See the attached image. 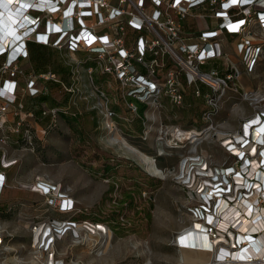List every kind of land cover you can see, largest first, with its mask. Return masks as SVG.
Wrapping results in <instances>:
<instances>
[{
  "label": "built area",
  "instance_id": "1",
  "mask_svg": "<svg viewBox=\"0 0 264 264\" xmlns=\"http://www.w3.org/2000/svg\"><path fill=\"white\" fill-rule=\"evenodd\" d=\"M230 37L238 39V62L231 59ZM33 46L47 59L40 71L30 64ZM263 54L264 0H0V196L13 187L6 171L21 165L24 151L35 153L37 140L45 142L59 126L60 113H91L95 131L104 134L100 143L117 156L125 157L123 150L137 155L149 175L171 179L185 192L189 224L177 233L174 245L181 248L178 242L187 230L191 235L201 230L213 244L211 263L205 264H234L230 254L250 247L242 237L257 241L264 232L249 231L252 223L241 224L250 223L252 213L264 219V94L243 85L240 92L236 82L254 72ZM229 93L254 107L236 131L220 130L216 122ZM42 95L52 96L54 106L40 101ZM190 97L202 100L205 124L200 128L194 126V115L183 116L197 108ZM208 139L226 153L223 162L201 150ZM132 140L150 145L153 152H142ZM168 157H177V164L159 167L157 162ZM31 191L61 193L56 185H50L49 193ZM55 210L72 214L82 208L62 192ZM77 224L84 226L80 235L71 229ZM99 224L55 217L38 221L32 233L46 228L38 264H84L68 262L55 246L49 250L52 239L46 237L54 233L57 243L69 232L81 237ZM32 241L35 246L34 233ZM193 248L205 250L198 243ZM7 250L0 237V257ZM253 260L264 264V256Z\"/></svg>",
  "mask_w": 264,
  "mask_h": 264
},
{
  "label": "rangeland",
  "instance_id": "2",
  "mask_svg": "<svg viewBox=\"0 0 264 264\" xmlns=\"http://www.w3.org/2000/svg\"><path fill=\"white\" fill-rule=\"evenodd\" d=\"M209 23L211 22L208 20ZM200 26L204 22L200 21ZM229 41L233 54L231 59L238 62L236 44L238 39L230 37ZM53 54V51H51ZM235 53V54H234ZM44 55L33 58V62L42 63ZM30 65L23 68L27 69ZM239 91L245 90L264 94V54L259 60L254 72L243 73L241 82L236 81ZM233 85L232 81H229ZM206 92L205 87H201ZM190 90H192L190 88ZM222 111L216 118L220 124V130L236 131L241 126V118L253 114V104L244 100L240 94L229 93ZM31 98H27L26 102ZM37 100V98H35ZM197 108L184 113V118L188 119L194 115L196 122L194 126L201 127L205 124L203 113L199 105L202 100L189 98ZM139 113L142 107L138 103ZM172 107V106H171ZM122 109L119 108V111ZM184 123H186L184 121ZM76 127L73 128L75 130ZM92 131V130H91ZM88 132L93 143L103 152L117 156L111 147H105L99 142L103 133L95 131ZM47 153L46 158L40 157L36 153L24 151L22 162L15 184L20 189L30 190L32 184L39 179H45L56 185L61 192L72 199L76 208L91 209L98 207L100 201L108 189V181L92 178L70 155V145L75 143L71 140L70 132L65 124H59L58 129L49 132L46 136ZM131 145L144 153L150 154L153 149L150 145L132 140ZM119 148V147H118ZM130 150H135L134 148ZM201 150L210 154L216 163L223 162L227 156L220 145L213 139L205 140L201 144ZM137 151V150H135ZM124 156H118L133 161L146 172L144 162L140 161L135 154L123 150ZM143 158L144 155L139 153ZM178 158H161L157 164L159 167H170L176 165ZM150 169H154V164L147 162ZM147 173V172H146ZM30 187V188H29ZM51 195H43L38 198L34 195L28 200L16 201L12 204L13 209L8 215L0 216V237H2L7 251L0 257L4 264H30L35 248L33 246L32 227L40 220L47 217H54L55 208L58 206L59 198L53 192ZM54 195V196H52ZM153 218L150 222L138 221L136 228L124 235L114 233L105 234L97 229L83 231L81 237H72L71 232L57 241L55 248L58 253L66 258L68 262L80 261L84 264H186L182 261V252L174 245L177 233L189 224V214L187 210L188 200L185 192L177 186L171 179L163 180V185L154 194ZM52 203V204H50ZM108 206L103 207L104 212H108ZM74 238V239H73ZM80 241V242H79ZM190 257H198L199 254L182 250ZM188 251V252H187ZM35 256V255H34ZM205 261H210V257H203Z\"/></svg>",
  "mask_w": 264,
  "mask_h": 264
},
{
  "label": "trees",
  "instance_id": "3",
  "mask_svg": "<svg viewBox=\"0 0 264 264\" xmlns=\"http://www.w3.org/2000/svg\"><path fill=\"white\" fill-rule=\"evenodd\" d=\"M38 49H32L33 58L38 54L43 57V52ZM46 61L47 59L44 58L42 63L37 62L33 67L40 71L45 67ZM39 100L47 101L49 106H54L55 103L52 96L42 95ZM60 117L70 127L71 140L75 139V143L70 145L71 158L92 178L107 180L108 189L98 207L82 209L72 214L56 212L53 216L57 219L102 223L107 225L114 234L120 236L132 232L138 221L150 222L153 218L154 194L162 187L163 180L144 172L133 161L101 151L88 135L91 130L92 133L95 132L96 119H91L92 114L79 117L62 112ZM74 127H76L75 130H73ZM34 148L36 154L46 158L45 142L37 140ZM19 165L18 163L6 171L8 183L11 184L14 181ZM143 193H146V197H143ZM34 195L38 198L43 197L38 192L17 187L4 189L0 196V216L6 217L16 201H30ZM105 205L109 209L107 213L103 211Z\"/></svg>",
  "mask_w": 264,
  "mask_h": 264
},
{
  "label": "bare ground",
  "instance_id": "4",
  "mask_svg": "<svg viewBox=\"0 0 264 264\" xmlns=\"http://www.w3.org/2000/svg\"><path fill=\"white\" fill-rule=\"evenodd\" d=\"M257 99L260 100V97H257ZM256 121L257 120H253L252 123H248L247 124V130H250L251 124H253ZM144 161H146V163L148 162V157L146 155H144ZM253 171L255 172V174L258 177L261 175V169H259L257 167H256V169L253 168ZM50 185H51V182L48 181V180H43V182L36 181L35 183L32 184L31 189L37 190V191H41L43 193H49ZM61 191L62 190H60V192ZM56 196H58V198L61 199L62 192L60 194L56 193ZM246 203H247V205H249V201H247ZM247 210H249L248 207L244 206V211H247ZM257 215H259V213H257ZM253 216H255V213H252L251 220H249L250 223L247 222V221L241 223L242 224V228H246V227H248L249 224L252 223V226L249 228V231H255L258 228H261V230H264V219L262 218V216H261V219L259 221H258V218H254ZM229 217L232 218V215H229ZM232 220L234 221L235 218H233ZM254 222H257V223H254ZM83 228H84V226H82L81 224H77L75 227H72L71 229H73L76 233H78V235H80L79 231L82 230ZM45 229L46 228H43V230L41 231L40 227H36L34 229V231H33L37 244L34 246L35 249H36V252H35V256L32 259V261L30 262V264H38V262L40 261L39 260L40 252L38 250H39V245H41V242L43 241V238L46 236V230ZM93 229H97L98 231H101V232H103L105 234L112 233L111 231H109L107 226H104L102 224H99L98 226H95V228H93ZM188 231H191V230H187L186 232H184L182 234V235H185V236H183V237L181 236L180 237V240L178 242L179 245H181L180 250L181 251L182 250H191V251L205 253V254H208L209 257L211 258L212 257V253L210 251L213 248V244L210 243L207 239L202 238V235H201V232H200L201 230L200 231H196L195 230L194 233L192 232V235L190 233H188ZM73 237L74 238H79V236L78 237L73 236ZM48 238H51L52 241L47 245V247H48L49 250H54V246L56 244V239L57 238L54 235V233H52V234H50V236L46 237V239H48ZM242 239H244V241H246L247 244H250V247L247 250H243V252L239 251L238 253H235V255H233V256H232V253H231L230 254L231 258L229 260L233 261L234 264H250V263L258 264L257 261H255V260L250 261V262H249V260H252L253 257H256V258H260L261 257V258H263V256H264V232L259 237V239L257 241L252 240V238H248V239L244 238V236L242 237ZM196 243L200 244V246H203L205 250L201 251V250H197V249L193 248L196 245ZM184 245H189V247L184 246ZM45 246L46 245H44L43 247H45ZM226 248H229V247H226ZM181 258H182L183 263L184 262H188V263H191V264H193L196 261L203 260L201 257H190L189 255H186L184 252L182 253V257ZM210 261H211V259H210ZM210 261H206V262H204L202 264L209 263ZM223 263H225V262H221V264H223ZM2 264H4V263H2ZM59 264H62V263H59Z\"/></svg>",
  "mask_w": 264,
  "mask_h": 264
},
{
  "label": "crops",
  "instance_id": "5",
  "mask_svg": "<svg viewBox=\"0 0 264 264\" xmlns=\"http://www.w3.org/2000/svg\"><path fill=\"white\" fill-rule=\"evenodd\" d=\"M36 48H39L38 50H41V48L40 47H36V46H33L32 47V49H36ZM33 51H32V57H31V66H34L35 64H36V62L34 63L33 61ZM28 102V104H29V106H31L32 104H33V101H31V99H30V101L28 100L27 101ZM38 113H39V111H38ZM91 114V113H90ZM59 124L61 125V124H65L67 127H68V129H69V132L71 131L70 130V127L67 125V123L60 117V119H59ZM1 151H0V156H1ZM9 154H11L12 156H17L18 155V153L16 152V151H14V150H12V149H9ZM20 168V167H19ZM19 168H18V171H17V173H16V175H15V178H14V181L11 183V185L13 186V187H17L15 184L17 183V176H18V173H19ZM17 188H19V187H17ZM179 251H180V254H181V252L183 253V251H181L180 249H178ZM188 252V251H187ZM190 252H194V253H197V254H199V256L198 257H201L202 259H203V257H205V256H208L209 257V255L208 254H205V253H201V252H196V251H191L190 250ZM182 256V255H181ZM204 262H206L204 259L203 260H200V261H196V262H194L193 264H202V263H204ZM184 263H186V264H191V263H188V262H184Z\"/></svg>",
  "mask_w": 264,
  "mask_h": 264
}]
</instances>
